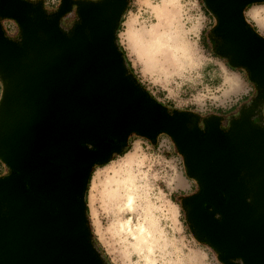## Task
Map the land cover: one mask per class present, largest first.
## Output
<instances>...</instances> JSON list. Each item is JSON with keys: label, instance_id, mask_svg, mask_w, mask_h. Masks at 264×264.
Listing matches in <instances>:
<instances>
[{"label": "water", "instance_id": "1", "mask_svg": "<svg viewBox=\"0 0 264 264\" xmlns=\"http://www.w3.org/2000/svg\"><path fill=\"white\" fill-rule=\"evenodd\" d=\"M248 2L208 0L220 19L215 31L223 40L220 54L247 66L264 88V41L244 31L240 16ZM123 7L124 0L81 5L83 23L69 39L57 23L71 0L51 22L42 8L0 0V16L15 17L25 31L22 49L0 35V74L7 81L0 104V159L19 173L0 180V264H101L89 246L84 205L76 197L92 162L112 150L108 137L124 140L130 130L154 136L158 129L175 137L188 157L189 175L205 187L203 196L186 201L201 236L228 258L264 264V131L243 118L225 137L212 120L201 140L198 130H187L188 114L171 120L138 93L123 78L112 45ZM82 142L99 152L84 149ZM205 201L214 207L211 214L201 208ZM216 212L220 222L212 219Z\"/></svg>", "mask_w": 264, "mask_h": 264}, {"label": "clouds", "instance_id": "2", "mask_svg": "<svg viewBox=\"0 0 264 264\" xmlns=\"http://www.w3.org/2000/svg\"><path fill=\"white\" fill-rule=\"evenodd\" d=\"M20 2L33 10L42 8L51 22L65 0ZM106 2L71 0L58 30L70 39L83 23L81 5L102 7ZM240 16L244 31L264 41V0H249ZM219 25L208 0H124L112 34L123 78L167 118L188 114L186 128L198 130L201 140L209 134L212 120L218 121L225 137L244 116L264 131V88L247 66L220 54L223 40L215 35ZM0 35L23 48L25 31L15 17L0 16ZM6 87L0 74V104ZM105 143L112 150L106 159L92 162L84 190L76 197L84 205L89 246L101 264H245L242 256L228 258L190 221L186 201L203 196L205 187L189 175L188 157L175 137L163 129L154 136L130 130L124 140L110 136ZM81 147L99 152L89 142ZM13 176L19 173L0 159V180ZM252 202L251 197L246 200ZM202 209L214 211L207 201ZM212 219L220 222L223 217L216 212Z\"/></svg>", "mask_w": 264, "mask_h": 264}, {"label": "flooded vegetation", "instance_id": "3", "mask_svg": "<svg viewBox=\"0 0 264 264\" xmlns=\"http://www.w3.org/2000/svg\"><path fill=\"white\" fill-rule=\"evenodd\" d=\"M244 118H247V120H248V116H244ZM190 119H191V118H190ZM220 193H221V192L219 191V195H220L221 197H222V196L224 197V195H221ZM203 204H204V202L202 203V205H203ZM202 205H201V208H202ZM203 210H204V211H207L206 209H203Z\"/></svg>", "mask_w": 264, "mask_h": 264}]
</instances>
